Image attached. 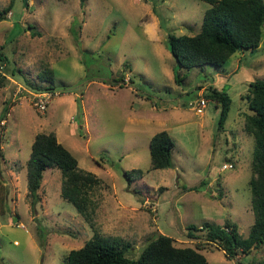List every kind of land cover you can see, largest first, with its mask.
I'll return each instance as SVG.
<instances>
[{"label": "rangeland", "instance_id": "1", "mask_svg": "<svg viewBox=\"0 0 264 264\" xmlns=\"http://www.w3.org/2000/svg\"><path fill=\"white\" fill-rule=\"evenodd\" d=\"M208 8L199 0H86L83 8L79 0H0V264H61L94 233L128 245V259L162 234L209 264L264 262V244L228 260L203 231L188 235L189 226L229 222L246 238L254 221L253 139L243 123L249 85L264 81V35L256 51L236 52L220 68L174 73L166 35H196ZM44 71L53 72L51 84L38 78ZM26 82L51 85L46 112L18 92L33 91ZM212 87L231 100L222 129L220 107L206 97ZM161 131L174 143L173 166L152 170L149 142ZM40 133L54 134L99 179L89 194L92 229L62 200L57 169L43 173L30 209L26 161Z\"/></svg>", "mask_w": 264, "mask_h": 264}, {"label": "trees", "instance_id": "2", "mask_svg": "<svg viewBox=\"0 0 264 264\" xmlns=\"http://www.w3.org/2000/svg\"><path fill=\"white\" fill-rule=\"evenodd\" d=\"M86 0H79L83 8ZM209 5L204 12L199 33L194 36L166 35L167 48L176 62V69L190 70L208 65L220 68L236 52L258 49L264 35V0H199ZM29 29H32L29 26ZM6 61L0 51V62ZM41 82H53V72L44 71L38 75ZM178 82L177 74H174ZM5 77L0 73V87ZM26 87L35 92L51 91V85L40 88L26 82ZM246 95L247 109L243 130L253 139L251 155V178L248 182L251 195L253 224L246 238L238 234V227L226 222L224 225H203L200 229L187 228L188 235L203 231L205 242L223 251L230 260L239 253L248 256L252 248L264 244V81L256 80L249 85ZM206 97L220 107L218 128L222 129L230 109L231 100L226 92L211 88ZM78 109V107H77ZM174 143L166 131L157 132L149 142V155L152 170H163L173 166L172 150ZM225 165V164H224ZM232 166V165H231ZM47 169L59 170L62 177L60 196L83 217L93 228L94 208L89 194L99 185V179L92 173L78 167L77 160L56 140L54 134H37L26 161V186L30 209L35 210L39 202L38 190L43 173ZM132 173L141 174L140 170ZM4 185L0 182V206L4 200ZM120 242H118V245ZM113 246L94 233L92 238L78 250H72L61 264H209L206 258L191 248H177L173 240L165 235L151 239L137 259H128L123 249ZM259 264H264L261 262Z\"/></svg>", "mask_w": 264, "mask_h": 264}, {"label": "built area", "instance_id": "3", "mask_svg": "<svg viewBox=\"0 0 264 264\" xmlns=\"http://www.w3.org/2000/svg\"><path fill=\"white\" fill-rule=\"evenodd\" d=\"M10 81L13 82L12 80ZM17 88H18V92L25 93L29 96L31 100V104L33 105L35 110L39 113L46 112L48 105L50 103V100H52L54 96V93H52L51 91H44V92L28 91V90L23 89L21 85H18ZM205 103H206L205 100H201L199 102V105L201 107H204ZM1 124H4V123H1ZM231 168H232L231 165H223L221 167L222 170H227Z\"/></svg>", "mask_w": 264, "mask_h": 264}, {"label": "water", "instance_id": "4", "mask_svg": "<svg viewBox=\"0 0 264 264\" xmlns=\"http://www.w3.org/2000/svg\"><path fill=\"white\" fill-rule=\"evenodd\" d=\"M28 29V28H27ZM261 239L264 240V234H262Z\"/></svg>", "mask_w": 264, "mask_h": 264}]
</instances>
